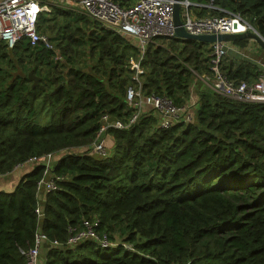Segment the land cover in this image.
Wrapping results in <instances>:
<instances>
[{"label": "trees", "instance_id": "trees-1", "mask_svg": "<svg viewBox=\"0 0 264 264\" xmlns=\"http://www.w3.org/2000/svg\"><path fill=\"white\" fill-rule=\"evenodd\" d=\"M189 1L198 16L239 14L264 37V0H213L214 8L201 6L211 0ZM81 19L83 26H75ZM98 25L58 6L38 24L55 40L79 44L86 37L98 54L91 67L66 48L59 62L28 42L10 52L0 43V172L60 152L54 172L65 177L58 190L38 195L37 164L22 170L11 190H0V264H25L38 231L48 237L44 264H264V103L234 101L201 85L192 122L160 129L147 111L129 129H110L113 149L97 158L92 146L102 117L127 120L133 112L128 62L137 54L112 31L86 34ZM156 40L162 43L150 44L142 61V91L185 106L194 72H211L210 44ZM222 71L236 82L259 75L248 60L223 61ZM96 220V233L107 234L111 245L68 244L75 229Z\"/></svg>", "mask_w": 264, "mask_h": 264}, {"label": "built area", "instance_id": "built-area-1", "mask_svg": "<svg viewBox=\"0 0 264 264\" xmlns=\"http://www.w3.org/2000/svg\"><path fill=\"white\" fill-rule=\"evenodd\" d=\"M174 4L175 0H134L130 6L123 7L119 0H0V43L5 44L9 49H14L19 43L25 41L34 48L41 47L54 52L56 46L49 34L38 27L41 16L45 13L50 14L52 6L85 15L109 31L136 40L137 44L134 46L137 54L129 60V66L133 71L132 81L127 87L126 94L128 106L133 112L127 120L104 115L92 146V153L106 156L108 149L104 147L103 137L108 135L109 130L129 129L147 111L153 112L160 129H168L179 123H189L195 118L196 104H192L193 109L189 105L177 106L167 97L147 95L142 91L145 74L142 61L149 45L161 37H175ZM191 5L189 0H182L181 7L184 8V13L181 15L185 29L192 34H239L241 30H243L242 33L251 30V26L239 14L229 13L225 16L209 15L196 18L189 11ZM210 49L211 75L206 77L210 88L234 101L264 103V65L259 64V75L254 82H236L229 79L222 71L223 61L232 50L230 45L214 43ZM55 61L63 60L55 58ZM60 154V152H52L29 158L17 164L12 172L5 174L0 172V179L16 171L41 164L43 175L37 183V194L56 191L59 189L58 183L65 179L54 172ZM36 213L39 218H43L44 214L40 206L36 209ZM98 221L93 223L85 221L83 229H75L70 235L68 244L75 245L85 240L95 239L102 246L111 245L107 234L96 233ZM47 241V235L38 231L34 246L26 253L25 264H40L41 249Z\"/></svg>", "mask_w": 264, "mask_h": 264}, {"label": "rangeland", "instance_id": "rangeland-1", "mask_svg": "<svg viewBox=\"0 0 264 264\" xmlns=\"http://www.w3.org/2000/svg\"><path fill=\"white\" fill-rule=\"evenodd\" d=\"M183 10H184V8H183ZM74 15H75V13H74ZM41 17H46V16L42 15ZM75 17H76V15H75ZM83 20H85V19H81L80 21L76 22L75 26H77V25L83 26V23H82ZM66 23L67 22H65V24ZM43 24L44 23L41 21V25H43ZM96 29L101 30V26L98 25V28H96L95 26H91V28H88L86 30V34L89 35V34H91L92 30H96ZM48 32H50V30ZM53 32L56 33V31H53ZM161 38H163V37H161ZM53 39H54L53 41H55L54 44L56 46V50L54 51V55L52 57V60H55V58H57L59 60H65V58L67 56H65V54L63 53V51H64L63 48L67 49L68 55H71L74 60H79V64H81V65H90V67H91L98 60V54L92 55V53H91V45H90V42H88V40L86 39V37L83 38V39H85V42H82V43L80 42L79 44L71 41L69 38L67 40H63V39L55 40L56 37H54ZM129 39L130 38H128V40ZM252 42H253V44L256 45V43L254 41H252ZM159 43H162V40H155L152 44H159ZM262 53H264V52H262ZM252 55L253 54H251V57L256 58V59H258V60H260V61H262L264 63L263 56L255 57V56H252ZM11 58L15 59V60L19 59V57H15L13 54L11 55ZM225 59H224V61H229V60H225ZM31 66H32V63H31ZM29 73H30V71H29ZM210 75L211 74L209 72H207V73L203 72L201 74H199L197 72H194L195 79H194V82H193V85H192V93H191L192 96H191V99L188 101V104H187V105L191 106L192 109L194 108V106L192 104H196V106H197V100H198L197 99V90H198V88L201 85H205L206 87H210L209 82L206 81L207 80L206 77L210 76ZM202 79H204L205 82ZM196 106H195V109H196ZM104 147H106L108 150L111 148V146L107 142L104 143ZM94 156L97 157V158L102 157V156H100L98 154H95ZM16 175H18V174H16ZM118 236H119V233H116L115 234V242H119L120 243V239L119 238L120 237L122 238V236H120V237H118ZM40 260L44 263L45 262V256L43 257V255H40Z\"/></svg>", "mask_w": 264, "mask_h": 264}, {"label": "crops", "instance_id": "crops-1", "mask_svg": "<svg viewBox=\"0 0 264 264\" xmlns=\"http://www.w3.org/2000/svg\"><path fill=\"white\" fill-rule=\"evenodd\" d=\"M193 5H196V4H193L192 3L191 7ZM201 6L214 8V6H213V0H211V2H209V4H207V5H201ZM191 7H190L189 11H190V13L194 17H196V18H202V17L209 16V15L198 16L197 12L194 9H191ZM181 9H182L181 14H183L184 13V10H183V8H181ZM64 10L67 11L68 13L72 14V16H75L76 15V17L91 19V18H89V17H87L85 15L77 14L76 12H71V11L66 10V9H64ZM74 13H75V15H74ZM43 15L46 16V17H50V14H47V13H45ZM98 24L101 26V28H103L105 30H108L105 27H103L100 23H98ZM242 31L243 30H241V33H242ZM44 32H46V31H44ZM46 33L49 34V36L52 39V41L54 40L53 38L56 37L55 34H52L50 32H46ZM241 33H239V34H241ZM122 37L123 38H126L124 36H122ZM241 40L245 41V43L243 45L242 44H235L233 42L232 43H228L230 45V47L232 48V50L229 52L228 57L225 60H229V61L232 60L233 62H236V63L237 62H240V61H243V60L244 61L245 60H248L251 63H254L255 65H257L258 66V70H260V66L261 65H264V63L262 61L256 59V58L251 57V54H253L252 56H255V57H257V56H263V58H264V53H262V52H264V50L262 48H260V46L255 41L254 42L256 43V45L253 44V42H252L253 40H251V39H241ZM23 42H25V41H23ZM23 42H21V43H23ZM53 42H55V41H53ZM130 42L133 45L137 44L136 40H133V39H129V43ZM18 45H21V44L19 43ZM211 45L212 44H210V48H211ZM8 50L10 52L13 49H9L8 48ZM20 55H21V52H19V55L18 56H20ZM29 60H33V58H30L29 57ZM128 64H129V62H128ZM259 64H260V66H259ZM103 139H104V143L107 142L111 146V148L108 150L111 153V151L113 149V146H114L113 137L111 135H106V136L103 137ZM22 173H23V171L22 170H19V171L14 172L12 175H10L8 177L1 178L0 179V190H7V191L8 190H11L17 184V182H18V180H19V178H20V176H21ZM16 174H18V175H16ZM47 245H48L47 243H44L43 246H42L41 255H43V257L46 254ZM40 264H44V263L40 260Z\"/></svg>", "mask_w": 264, "mask_h": 264}, {"label": "water", "instance_id": "water-1", "mask_svg": "<svg viewBox=\"0 0 264 264\" xmlns=\"http://www.w3.org/2000/svg\"><path fill=\"white\" fill-rule=\"evenodd\" d=\"M181 3L182 0H175L174 8H173V22L175 26V37L181 38L184 40H196L207 44H214V43H232L236 40L241 39H251L255 41L260 48L264 50V37L251 26V30L241 33V34H192L188 32L182 20L181 15ZM29 78L34 80L35 85L39 80V77L36 76L33 70L29 73ZM58 90V89H57ZM55 90V92L57 91Z\"/></svg>", "mask_w": 264, "mask_h": 264}, {"label": "flooded vegetation", "instance_id": "flooded-vegetation-1", "mask_svg": "<svg viewBox=\"0 0 264 264\" xmlns=\"http://www.w3.org/2000/svg\"><path fill=\"white\" fill-rule=\"evenodd\" d=\"M31 51H32V50L29 49V55L31 54Z\"/></svg>", "mask_w": 264, "mask_h": 264}]
</instances>
